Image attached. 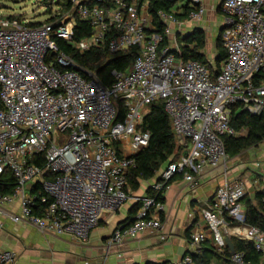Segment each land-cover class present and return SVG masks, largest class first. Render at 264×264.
Wrapping results in <instances>:
<instances>
[{
  "label": "built area",
  "instance_id": "obj_1",
  "mask_svg": "<svg viewBox=\"0 0 264 264\" xmlns=\"http://www.w3.org/2000/svg\"><path fill=\"white\" fill-rule=\"evenodd\" d=\"M190 2L187 19H197L205 10L202 0ZM61 9L58 5L53 21L37 25L0 16V175L9 170L17 180L12 193H0V203L21 202L20 214L8 213L10 219H25L56 235L87 238L105 212L130 198L128 171L151 135L141 129L143 118L147 106L161 99L179 155L160 169L152 194L142 199L132 221L113 231L108 246L162 227L165 204L158 196L171 178L182 175L194 187L206 167H222L211 206L201 209L207 229L193 232L191 243L195 249L211 235L224 252L227 229L229 236L252 241L261 255L258 264H264V231L243 221L248 185L228 177L239 155L231 157L223 141L225 135L247 132L232 125L233 105L251 114L264 112V0H222L220 39L226 54L216 71L182 58L183 43L172 29L179 19L173 12L159 10L163 31L154 30L149 0H70L69 9ZM78 19L87 21L92 33L76 41ZM53 34L82 52L108 43L112 53L136 46L139 54L127 70L113 69L114 80L105 86L94 72L73 68ZM118 100L125 107L120 119ZM253 184L260 187V180ZM15 257L12 250H0V264ZM244 257L234 251L231 260L251 264ZM151 264L195 263L186 253Z\"/></svg>",
  "mask_w": 264,
  "mask_h": 264
},
{
  "label": "crops",
  "instance_id": "obj_2",
  "mask_svg": "<svg viewBox=\"0 0 264 264\" xmlns=\"http://www.w3.org/2000/svg\"><path fill=\"white\" fill-rule=\"evenodd\" d=\"M187 1L180 0L177 3L179 14L183 12L182 6ZM221 2L222 0H202L205 10L199 18L187 19V16H182L177 23L172 24V29L180 37L199 30L204 34L207 45L211 44L212 39L217 44L224 23ZM189 4L192 6L191 2ZM205 48L203 52L206 55ZM216 57L217 53L215 59ZM208 63L213 70L218 69L215 63L209 60ZM256 162L259 161H255L254 166L259 168L260 162L257 166ZM230 166L228 177L242 178L246 171L244 163ZM222 172V167H206L197 175L198 183L194 187L182 175L174 176L162 193L165 204V209L160 214L162 227L142 230L136 236H127L122 244L110 247L108 238L118 226L125 225L133 205L149 195L156 176L142 180L138 190H129L130 198L115 210L105 212L99 225L84 239L70 234L56 235L43 231L25 219L13 221L8 213L20 214V199L0 203V250H12L16 253L15 260L7 264H105L108 258H111L110 264H150L178 260L186 253L197 251L204 244L215 245L209 235L194 249L191 234L199 229H207L201 209L211 206L215 189L223 180ZM255 179L260 180V187L264 189V169L254 170L247 178L250 194L254 190H260V187L253 184ZM223 233L226 236L230 234L227 229ZM212 264L224 263L214 260Z\"/></svg>",
  "mask_w": 264,
  "mask_h": 264
},
{
  "label": "trees",
  "instance_id": "obj_3",
  "mask_svg": "<svg viewBox=\"0 0 264 264\" xmlns=\"http://www.w3.org/2000/svg\"><path fill=\"white\" fill-rule=\"evenodd\" d=\"M179 1L180 0H149V12L152 16L155 31H163L164 24L158 15V11L161 9L167 12H173L178 19L182 16H188L193 8L190 6L189 0L187 3L183 4L182 7L184 10L181 14L177 12L176 7ZM58 5L62 6V11L67 10L70 7V0L58 1ZM10 16L21 18L18 15ZM56 16L57 15H51L45 21H53ZM42 22L43 21L30 22L29 25H37ZM91 33V25L85 20L78 19L74 28V40H82ZM178 37L179 40L183 42L181 52L182 58L199 60L212 69V66L208 63L206 55L203 52L206 46V40L201 31L196 30L183 37ZM53 38L58 43L60 50L74 61L76 66L73 68L79 67L82 74H86L87 70L94 72L105 86H110L114 80L111 74L113 69L121 71L127 70L139 54V49L136 46L127 48L119 53H112L108 48V43L102 47H92L82 52L74 43L68 42L58 35L53 34ZM225 54L226 52L219 36L217 40V68L220 67V63L225 58ZM50 59L55 60V56H49L47 60ZM58 67L63 69L60 65H58ZM117 102L120 108L118 119H120L123 117L125 107L121 100ZM231 123L236 128L245 127L247 129L245 135L223 136L226 151L231 157L238 156L249 148L257 147L264 141V112L262 114H251L244 110L239 104H235L232 106ZM141 129L149 130L151 135L148 144L134 156L135 163L130 167L127 175L128 191L138 190L142 180L154 178L160 169L172 159H176L180 152L178 139L174 133L172 121L163 100H156L147 106V112L144 115ZM172 180L173 178H171L169 182ZM16 183L17 180L13 173L6 170L0 175V193H12ZM148 193L152 194V191ZM158 198L164 202V196L162 194H160ZM243 203L245 206L244 223L256 225L264 231V189L254 190L253 194H246L243 198ZM140 204H142V200L133 205L128 218L125 220V224L132 221ZM232 241L234 251L245 253L244 259L246 262H250L251 264H258L260 262L261 255L256 251L252 241L239 239L237 237H232ZM232 254L233 252L229 246H226L224 252H219L215 245L211 243L204 244L197 251L191 253L195 264H212L214 260L222 261L224 264H233L231 260Z\"/></svg>",
  "mask_w": 264,
  "mask_h": 264
},
{
  "label": "rangeland",
  "instance_id": "obj_4",
  "mask_svg": "<svg viewBox=\"0 0 264 264\" xmlns=\"http://www.w3.org/2000/svg\"><path fill=\"white\" fill-rule=\"evenodd\" d=\"M58 1L61 0H0V16L9 17L10 15H18L25 22H40L45 21L51 15L58 12ZM62 3V2H61ZM207 59L216 64L215 55L217 53L216 40L211 41V44H206ZM255 161L260 162V167L255 168ZM244 163L246 171L242 175V179L246 182L249 175L254 170L261 171L264 169V141L257 147H252L240 154L232 165ZM111 258L105 260V264H110Z\"/></svg>",
  "mask_w": 264,
  "mask_h": 264
},
{
  "label": "water",
  "instance_id": "obj_5",
  "mask_svg": "<svg viewBox=\"0 0 264 264\" xmlns=\"http://www.w3.org/2000/svg\"><path fill=\"white\" fill-rule=\"evenodd\" d=\"M223 28H224V26H222L221 30ZM226 242H227L228 246L230 247L231 251L234 252V245H233L232 238L230 236H226Z\"/></svg>",
  "mask_w": 264,
  "mask_h": 264
}]
</instances>
